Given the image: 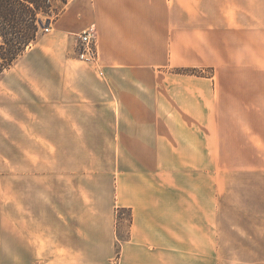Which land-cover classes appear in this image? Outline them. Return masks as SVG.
I'll return each instance as SVG.
<instances>
[{"label": "crops", "instance_id": "0c3cea01", "mask_svg": "<svg viewBox=\"0 0 264 264\" xmlns=\"http://www.w3.org/2000/svg\"><path fill=\"white\" fill-rule=\"evenodd\" d=\"M227 7V0H69L51 32L0 72V229L5 201L19 203L33 180L51 183L53 156L93 160L95 142L106 138L104 199L93 195L98 170L59 174L62 184L80 180L66 264H209L214 179L254 136L244 125L260 122L264 96V66L251 77L240 64L243 32L213 20V10ZM89 25L98 60L84 69L71 60ZM254 49L259 56L258 42ZM182 67L212 72H177ZM84 176L93 181L90 199ZM118 209L129 211L130 223L117 245Z\"/></svg>", "mask_w": 264, "mask_h": 264}, {"label": "rangeland", "instance_id": "374dc122", "mask_svg": "<svg viewBox=\"0 0 264 264\" xmlns=\"http://www.w3.org/2000/svg\"><path fill=\"white\" fill-rule=\"evenodd\" d=\"M68 1L56 0V4L61 8L60 14ZM227 2V10L212 11L214 16H218L213 17V20L220 25L237 26L243 32L245 38L243 43L239 42L240 47H244L240 64L253 69L245 74L252 77V71H255L253 67L264 66V0ZM223 18H227V21ZM55 19L56 17L50 18V30L45 31L40 27L39 34L50 33L53 26L51 23ZM45 20L46 18H42L43 22ZM256 42L260 47L259 56L255 54ZM76 48L73 47V57H76L71 61L85 69L87 63L78 59ZM177 72L201 75L212 71L207 68L203 71L198 67H182L177 69ZM260 104V122L251 121L244 125L245 132L249 135L254 132V136L244 141L243 153L229 155V169L219 172L214 179L217 184L215 191L218 202L211 237L212 259L209 264H264V96H261ZM251 113L257 112H249ZM248 127H251V131ZM106 140L100 138L95 142L94 145L99 146L100 150L93 160L90 153L53 156L51 183L49 181L45 187L33 180L30 189L27 186L20 189L19 203L5 201L4 228L0 229V264H66L67 260L72 259L65 248L75 243V229L67 228H74L76 224L72 211L76 206L75 187L80 184V180L73 176L62 184L59 174L66 172L67 175H72L83 170L85 175L92 177L94 170H98L101 178L97 181L99 188L93 195L98 200L104 199L107 196V188L103 186V173L107 171L109 164V155L104 152L107 145L103 141ZM90 144V139H85V145ZM92 184L91 178H84V189L87 193L85 197L89 199L92 197ZM15 209L16 214L13 216ZM129 223V211L118 209L114 229L117 245L128 236ZM99 235L104 239L106 234Z\"/></svg>", "mask_w": 264, "mask_h": 264}, {"label": "trees", "instance_id": "16d2710c", "mask_svg": "<svg viewBox=\"0 0 264 264\" xmlns=\"http://www.w3.org/2000/svg\"><path fill=\"white\" fill-rule=\"evenodd\" d=\"M60 9L56 0H0V72L37 39L42 18H57Z\"/></svg>", "mask_w": 264, "mask_h": 264}, {"label": "built area", "instance_id": "2783aa9c", "mask_svg": "<svg viewBox=\"0 0 264 264\" xmlns=\"http://www.w3.org/2000/svg\"><path fill=\"white\" fill-rule=\"evenodd\" d=\"M41 27V26H40ZM48 31L50 27H41ZM77 57L86 63H97L98 53L96 47V33L92 25L82 29L77 35Z\"/></svg>", "mask_w": 264, "mask_h": 264}, {"label": "water", "instance_id": "95a60500", "mask_svg": "<svg viewBox=\"0 0 264 264\" xmlns=\"http://www.w3.org/2000/svg\"><path fill=\"white\" fill-rule=\"evenodd\" d=\"M49 25H50V19H46L44 22L40 21L41 27H49Z\"/></svg>", "mask_w": 264, "mask_h": 264}]
</instances>
